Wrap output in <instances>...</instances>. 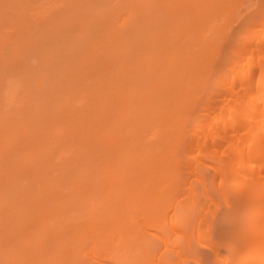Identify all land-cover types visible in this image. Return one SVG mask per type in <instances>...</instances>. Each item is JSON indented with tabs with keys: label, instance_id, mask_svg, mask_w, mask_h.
<instances>
[{
	"label": "rangeland",
	"instance_id": "374dc122",
	"mask_svg": "<svg viewBox=\"0 0 264 264\" xmlns=\"http://www.w3.org/2000/svg\"><path fill=\"white\" fill-rule=\"evenodd\" d=\"M262 3L263 0H0V264H213L211 248L199 249L197 246L196 234L200 228L217 243L218 252H227L223 240L226 242L231 229L237 227L232 225L244 224L240 218L238 223H233L244 211V205H239L245 202L242 191L237 193L238 189H231L225 173L219 179L213 168L204 167L198 173L186 175L189 169L185 162L189 154L181 155V149H176L178 138L173 130H170L171 136L168 129L162 128L169 134L162 132L166 134L165 141L168 136L170 141L165 142L166 145L163 139L159 141L167 147L163 154L155 141L161 137L162 111L167 110L164 108L172 110L175 97L182 94L183 87L187 89L185 85H181L182 88L179 85L181 90L175 92L178 88L175 85L180 80L174 83V79H179L181 76L178 75L183 71L191 72L186 73L187 78L186 75L181 77L187 79L185 82L189 83V75L195 77V81H191L195 90L191 83L189 91L185 90L190 92L192 88L193 94L190 92L188 96L186 93L187 101L182 98L185 92L180 96V103L184 101L188 105V100L192 103L195 99L194 105H189L191 110L189 106L177 103V107L183 106L178 111L180 114L184 110L181 116L183 114V121L186 120L180 119L182 123L179 121V125L183 128L185 123L183 129L189 130L193 126L191 117L194 119L198 115V107L207 100V95H211L217 78L219 80L221 75L229 73L232 47L245 38L251 26L248 30L246 27L261 11ZM166 59H176L177 65L173 62L175 68L171 67L172 63L165 66L163 61ZM170 70L174 76H168L173 80L166 75ZM155 82L157 87L159 83V88L152 87L159 89L155 91L159 95L154 93L150 98L153 93L148 92L154 90L150 85ZM169 86L177 88L170 92ZM139 96L148 97L150 99H144L150 101L144 103ZM167 96L168 99L164 100ZM142 103L143 108H138ZM141 108V112L145 108L148 112L152 110L143 113L150 117L145 118L138 110ZM185 112L190 118L184 117ZM119 116H126L127 120L121 122ZM133 119L138 125H134ZM166 125L165 128H174L172 124ZM133 127H137L136 133ZM107 131L111 134L108 135ZM107 141L112 144L113 153L108 151L111 145ZM153 142L154 151L161 155V158L157 157L158 161L163 156L159 164L155 160V165L151 159L156 154L154 158L144 155L147 150L154 151L150 148L145 151L141 147ZM159 142L157 144L161 145ZM144 159L148 162L144 163ZM218 162L216 159L212 164ZM97 164L99 166H95ZM108 164L110 168H107ZM150 164L152 169L158 168L157 172L155 169L152 172L151 166L147 168ZM160 164L163 168L159 169ZM144 165L146 169L141 167ZM164 166L167 167L165 170ZM99 167L102 169L97 170ZM174 172L183 176L173 177ZM166 178H170V184ZM201 178L203 184L199 181ZM182 179L186 180L184 184ZM120 184L125 191L119 189ZM186 184L193 187L194 194L191 192L193 196H190L195 202L189 210L191 213L186 212L188 216L185 217L182 216L184 206L181 202L187 193H183L192 189H186ZM74 187L77 195L73 193ZM105 187L121 190L119 196L129 190L130 196L122 195V199L131 200V203L122 200L112 190L117 196L113 197L114 201L121 199L125 204L119 200L120 204L110 201L113 198L108 201L105 197L100 207L107 204L106 215L98 216L99 210L98 213L93 211V217H98L93 219L89 209V217H85L88 212L85 206L98 207L96 197L106 194L108 189ZM138 193L144 194L139 197ZM232 200L241 208H236ZM114 204L122 206L117 208ZM229 204L236 205L235 216L230 215L233 211H230ZM250 204L249 209L253 206ZM180 207L181 216L179 210V214L176 211ZM75 208L82 209L83 214L86 210L85 216L79 218L82 212L77 209L81 214L75 213ZM201 210L204 219L196 224L194 217ZM250 211L244 212L247 218L251 217ZM74 214L77 218L72 219ZM170 218L175 220L173 227ZM183 226L187 227V239L185 231L180 234V230L186 229ZM180 227L179 233L176 228ZM234 231L237 233L236 229ZM172 240L178 241L179 245L173 246L177 242L173 244ZM219 240H222L220 245Z\"/></svg>",
	"mask_w": 264,
	"mask_h": 264
},
{
	"label": "bare ground",
	"instance_id": "6f19581e",
	"mask_svg": "<svg viewBox=\"0 0 264 264\" xmlns=\"http://www.w3.org/2000/svg\"><path fill=\"white\" fill-rule=\"evenodd\" d=\"M146 1V0H145ZM261 11L259 12V13H257V15L255 16V18H253L252 20H251V22L249 21V23H251V24H248L249 26H247L246 27V29L248 28V27H250V29L246 32L247 33V35L245 36V38L244 39H240V40H242V41H237L236 43H235V45L231 48L232 49V58L230 59V61H229V63H228V71H229V73H226L225 75H221V77L219 78V80H218V78H217V80L215 81V85H214V88L211 90L212 92H211V95L210 96H208L207 95V100H206V98L204 99V100H206V101H204V103L203 104H201V106L200 107H198V109L200 108V112L198 113V115L196 116V117H194V119H193V117H191L192 118V120H193V126H191V128L189 129V130H185V129H183L184 128V124L185 123H183V128L180 126L181 124L180 123H182L181 121H180V119H182V121H183V114H182V116H181V113L182 112H184V110H181V112H180V114H179V111H178V109L180 110V109H182L181 107H183V106H181L180 107V105H183L184 104V106H189V105H194L193 103L195 102V99H193V98H191V100H192V103H191V101H189L188 100V103H189V105L187 104V102H184L183 100V102H181L180 103V100H181V98H180V96L183 94V92H185V90H187V89H189V84L191 83V81H195V77L193 78L191 75H189L190 77H192L191 79H190V77L188 78L189 79V83H187V82H185V79L188 77V75H186V73H191V72H186V71H183L181 74H179L178 76H181L182 78L183 77H185L184 75H186V78H184V79H182L181 77V79L179 78V79H174L173 77H171V76H174V75H171V70H173V68L171 69V67H174L175 68V63H176V65H177V62H176V59L174 60L175 61V63H173L174 61L173 60H164L163 62H164V65L166 66V64H168L169 66H171V63H172V66L171 67H169V66H167V67H169V69H171L170 70V72L168 73V72H166L167 74V76L170 74L171 76H168L167 78H172V80L174 79V83H176L178 80H180V82H179V84L178 83H176V85L175 84H173V85H175V86H177V87H175V86H171L172 87V89L170 88V86H169V88L170 89H168V90H171L170 92H172L173 91V88H177V91H175V92H177V93H179V91H178V89L179 90H181V88L185 85L186 86V88L187 89H185L184 87H183V89L184 90H182V91H180L182 94L180 95V96H178V98H180L178 101H177V97H175L176 98V100H174V98H173V100L171 99V101L170 102H172V110H169L170 108H164V109H167L166 111H162L163 112V117H162V121H163V123L161 124V127H160V129L162 130H159V131H161L160 132V134H161V137L164 135V138L162 137H160V138H157L158 140H157V142H159V141H161L162 139L164 140V142H163V144L165 143V142H169L170 143V141L168 140V138H169V136L167 137V141H165V135L167 134V135H169L170 134V130H173V134L175 135H177V138L178 139H176V140H178L177 141V147H176V149L178 148L179 150L181 149V155H183L182 153H184V155L186 154V156H187V154H189V156H184V158H187V162H185L186 164H185V166H186V168L187 169H189V171L188 170H186L185 168H184V166H183V169H185L186 171H188L189 173H187L186 175H191L192 173L191 172H199L200 171V169H202V168H204V167H208V168H213V169H215V171L217 172H215L217 175H218V177H220L219 179H222L223 178V173H225V177H226V180H227V182H228V186H230L231 187V189H233V190H237V193H238V191H239V193L242 191V194H243V196L245 197V199H244V201L245 202H241L240 204L237 202V203H235V201L234 200H232V202L233 203H235L236 205L237 204H239V205H241V206H246V207H244L243 206V213H241V217L244 215V218L242 217H239L238 216V214L236 215V216H238L237 218H236V221L235 222H233V223H235L236 224V222L238 223V218H240V219H242L243 220V226H241L242 224H240V223H242V222H239L238 224H236V225H232L233 227L234 226H237V227H235V228H233L232 226V228L233 229H231V227H230V229H231V232L229 233L230 235V238H228V236H227V238H226V242H225V240H223V244H224V246L226 245V247H224L225 249L227 248V252H225V253H220V252H218V251H220V248H219V245L220 244H222V240L220 241L219 240V245L217 246V248H219V249H216V246L215 245H217V243H215V241L213 242L212 240H211V238L209 237H207L206 236V234H205V231H203V230H201V229H203V228H200V229H197V230H199L198 232H197V234H196V240H197V246H198V248L199 249H205V248H211V251H212V254H213V257H212V259H213V264H264V0H263V3H262V7H261V9H260ZM235 47V48H234ZM182 54V53H181ZM185 54V53H184ZM181 56V55H180ZM173 58V57H172ZM186 60H184V62H185ZM178 65H180V62L178 63ZM157 69H158V67H157ZM159 70V69H158ZM168 70V68L166 69V71ZM174 71V70H173ZM173 71H172V73H173ZM173 74H175V73H173ZM165 75V74H164ZM171 80V79H170ZM184 80V81H183ZM176 81V82H175ZM186 81H187V79H186ZM193 81V82H194ZM172 82V81H171ZM172 82V83H173ZM182 82V83H181ZM185 82V83H184ZM186 83H187V85H186ZM158 84V87H157V85H156V82H155V84H152V85H150V89H151V87L153 86V85H156V86H153V87H157V88H159V83H157ZM171 84V83H170ZM169 84V85H170ZM178 84V85H177ZM172 85V84H171ZM179 85H180V87H181V85H183L181 88L179 87ZM193 85H194V83H193ZM164 86V85H163ZM188 86V87H187ZM190 86L192 87V83L190 84ZM152 87V88H153ZM155 88H153L154 90H152V92L150 91V92H148L149 94L150 93H153V94H151V96H149L150 98H153L152 97V95L154 96V93H155V91L156 92H158V90H155ZM156 88V89H157ZM161 88H162V86H161ZM166 88H168V85L166 86ZM192 88H194V87H192ZM192 88H190L191 90H190V92L192 91L193 92V90H195V88L192 90ZM164 89V88H163ZM187 91H189V90H187ZM210 91V90H209ZM209 91H207V92H209ZM160 92V91H159ZM190 92H185L184 94H185V96H184V94L182 95V98H184L185 100H186V97H188L189 96V94L188 93H190ZM191 92V93H192ZM146 93V92H145ZM144 93V94H145ZM147 93V94H148ZM188 94V96H187V94ZM195 93V92H194ZM156 94V93H155ZM165 94V93H164ZM172 94V93H171ZM170 94V95H171ZM193 94V93H192ZM192 94H190V96L192 95ZM209 94V93H208ZM156 95H159V94H156ZM155 95V96H156ZM179 95V94H178ZM174 96V95H173ZM139 97H141V96H139ZM171 97H169V98H171ZM135 98V97H134ZM137 98V97H136ZM135 98V99H136ZM145 98V97H144ZM144 98H142L141 97V99H144ZM148 97H146L145 99H147ZM150 98H148V99H150ZM132 99V98H131ZM138 99V98H137ZM144 99V103H147V102H149V101H147V100H145ZM168 99V96H167V98H165L164 97V100H167ZM189 99H190V97H189ZM139 100V99H138ZM138 100H134L135 102H137ZM170 100V99H169ZM175 101H176V103H175ZM187 101V100H186ZM194 101V102H193ZM203 101V100H202ZM131 102H133L132 100H131ZM131 102H130V104H131ZM134 102V103H135ZM138 102H140V101H138ZM165 102H168V101H165ZM165 102H162V103H164V104H166ZM177 103H179L180 105H179V107H177L178 106V104ZM185 103H186V105H185ZM196 103H198V102H196ZM133 104V103H132ZM131 104V105H132ZM139 104H141V103H139ZM149 104V103H148ZM175 104H176V106H175ZM130 105V106H131ZM138 105V104H137ZM150 105V104H149ZM198 105V104H197ZM200 105V104H199ZM129 106V105H128ZM145 106H147V105H145L144 104V107ZM174 106V107H173ZM140 107H142L143 108V103H142V105L141 106H139L138 105V108H140ZM167 107V106H166ZM176 107V108H175ZM128 108V107H127ZM134 108V107H133ZM133 108H131V109H133ZM141 108V109H142ZM148 108V107H147ZM147 108H145V109H147ZM150 108H151V106H150ZM150 108H149V110H150ZM175 108V109H174ZM186 108V107H185ZM188 108V107H187ZM190 108H192L191 106H189V108L188 109H190ZM197 107L195 106V109H196ZM144 109V112L145 113H147L148 111H146ZM184 109V108H183ZM194 108L192 109V110H195ZM129 110H130V108H129ZM128 110V111H129ZM134 110V109H133ZM136 110V109H135ZM140 112L141 111H143V109L142 110H140V109H138ZM137 110V111H138ZM173 110H175V111H173ZM191 110V109H190ZM189 110V111H190ZM138 111V112H139ZM152 111V110H151ZM151 111H149V112H151ZM187 111V110H186ZM188 111V112H189ZM144 112H141L142 113V115H144L143 113ZM148 112V113H149ZM164 112H166V113H164ZM176 112H178V113H176ZM197 112H198V110H197ZM131 113H132V111H131ZM134 113V112H133ZM147 113V114H148ZM191 113H193V112H191ZM152 114V113H151ZM133 115V114H132ZM128 116V115H127ZM131 116V115H130ZM136 116V115H135ZM145 116V115H144ZM190 116V115H189ZM195 116V115H194ZM125 118H127L126 116H124ZM146 117H150L149 115L148 116H145V118ZM185 118H187L188 116H186V112H185V116H184ZM125 118H121V116H119V119H118V117L116 118V119H118L119 121H123ZM128 118H129V116H128ZM188 118H190V117H188ZM130 119H131V117H130ZM135 119H136V117H135ZM171 119V122L169 121ZM117 120V121H118ZM125 120H127V119H125ZM137 120V119H136ZM135 120V121H136ZM189 120V119H188ZM187 120V121H188ZM121 121V122H122ZM132 121V120H131ZM140 120H137V122H139ZM151 120L149 119V122H150ZM166 121H168V123H167V125L165 124L166 123ZM179 121H180V123H179ZM184 121H186L185 119H184ZM183 121V122H184ZM190 121V120H189ZM141 122V121H140ZM144 122V121H143ZM149 122H146V123H149ZM191 122V121H190ZM123 123H125V121L123 122ZM128 123H129V121H127V123H126V125H128ZM133 123H134V119H133ZM136 123V122H135ZM134 123V125H138L137 123L135 124ZM164 124V125H163ZM168 124H172L173 126H174V128L172 129H170V128H165V125H166V127L168 126ZM180 124V125H179ZM190 124V123H189ZM189 124L187 125V126H189ZM132 125V124H131ZM139 125H141V124H139ZM143 125H145V124H143ZM191 125V124H190ZM133 126V125H132ZM132 126H131V128H132ZM121 127V126H120ZM135 127V126H134ZM133 127V128H134ZM141 127V126H140ZM143 127V126H142ZM131 128H130V130H131ZM137 128V127H136ZM136 128H134L135 130H134V132L136 133ZM168 129L167 130V132L169 133H167V132H164L163 131V129ZM189 128V127H188ZM113 129V128H112ZM140 129V128H139ZM130 130H128V132L129 133H131L130 132ZM120 131V130H119ZM131 131H133V129L131 130ZM158 131V132H159ZM166 131V130H165ZM108 132V131H107ZM139 133H140V130L138 131ZM137 132V133H138ZM157 132V137L158 136H160V134ZM162 132L163 133H166V134H162ZM109 133V132H108ZM122 133V132H121ZM124 133L125 134H127V131L125 130L124 131ZM188 133H189V135H188ZM111 134V132L108 134V135H110ZM123 134V133H122ZM159 134V135H158ZM173 134H170L171 136L173 135ZM128 135V134H127ZM134 135V134H133ZM132 135V136H133ZM137 136L139 135V134H136ZM141 135V134H140ZM175 135V136H176ZM107 136V135H106ZM116 136V135H115ZM124 136V135H123ZM129 136V135H128ZM136 136V137H137ZM170 136V137H171ZM121 137V136H120ZM136 137H133V138H136ZM139 137V136H138ZM122 138V137H121ZM120 138V139H121ZM132 138V137H131ZM172 138H174V137H172ZM172 138H170V140H173ZM102 139H103V137H102ZM114 139V138H113ZM118 139H119V137H118ZM117 139V140H118ZM123 139V138H122ZM126 139H128V138H126ZM139 141L140 139H135V141ZM75 141V140H74ZM112 141V140H111ZM129 141V140H128ZM127 141V142H128ZM132 141V140H131ZM174 141V140H173ZM102 142V141H101ZM105 142V141H104ZM103 142V143H104ZM109 141H107V143H108ZM122 142H123V140H122ZM125 142V141H124ZM157 142L155 141V143H156V145H157V149H159V150H161V152H160V154H163L164 152H163V150L165 151L166 149H167V147L166 146H163V144L161 143V142H159V144L161 143V145H158L157 144ZM176 142V141H175ZM106 143V142H105ZM110 143V142H109ZM119 143V142H118ZM135 143V142H134ZM154 142H153V144L151 143V144H146V146L148 145V146H150V147H146L144 144L143 145H141V147L143 148H145L144 150L146 151L148 148H150V151H154V149L153 148H155V144ZM174 143V142H173ZM78 144V143H77ZM141 144V143H140ZM110 145H111V147L109 146L108 147V151H111L112 150V144L110 143ZM135 145H137V144H135ZM151 145H154L153 147L151 146ZM165 145H166V143H165ZM169 144H167V146H168ZM115 146H116V144H115ZM159 146H163L162 148L163 149H160L159 148ZM171 146V145H170ZM105 147H107V144H106V146ZM137 147V146H136ZM164 147H166V148H164ZM174 147V148H175ZM134 148H135V146H134ZM173 148V147H172ZM173 148V149H174ZM117 149H119V148H117ZM116 149V150H117ZM124 149V148H123ZM126 149V148H125ZM139 150L141 149L140 147L138 148ZM174 150L175 152L178 150ZM128 150V149H127ZM144 150L142 151V152H144ZM178 150V151H179ZM113 151H114V148H113V150H112V153H113ZM124 151V150H123ZM138 151V150H137ZM141 151V150H140ZM139 151V152H140ZM148 152H149V150H147ZM147 151L146 152H144V155H146V156H149V155H152V157L154 158V155H155V158L154 159H151V161L153 160L154 161V165L157 163V161H158V159H157V157H159V158H161V155L160 156H158L159 154H158V152L156 151H154V152H152V153H154V154H152L151 152H149V153H147ZM168 151V150H167ZM178 151H177V153H178ZM116 153H117V151H115ZM131 152V151H130ZM169 153H171L170 151H168ZM190 152V153H189ZM96 153H98V152H96ZM121 153H119V155H120ZM123 154V153H122ZM172 154L174 155V152H172ZM171 154V155H172ZM99 155V154H98ZM116 155V154H115ZM127 155H128V152H127ZM127 155H126V159H127ZM133 155V154H132ZM177 155V154H176ZM175 155V156H176ZM168 156V155H167ZM167 156H165V157H167ZM178 156V155H177ZM97 157V156H96ZM98 157H100V156H98ZM102 158H103V156H101ZM121 156H119V158H120ZM123 157H125V155L123 156ZM131 157V156H130ZM133 157V156H132ZM164 157V158H165ZM110 158V157H109ZM117 158V157H116ZM147 158V157H146ZM145 158V159H146ZM174 158V157H173ZM177 158H179V157H177ZM98 159V158H97ZM131 159V158H130ZM136 159V158H135ZM142 160L144 163L145 162H148V161H146V160ZM157 159V161H155ZM180 159V158H179ZM179 159L178 160H176L177 161V163H178V161H179ZM219 160V162L218 163H215L216 165H214V164H212V161L213 160ZM123 160H124V158H123ZM139 160H141L140 158H139ZM149 160V159H148ZM160 160H163V156H162V159H159V161H158V164L160 163ZM169 160H172V159H169ZM188 160H189V162H188ZM114 161V160H113ZM124 161H126V160H124ZM128 161H129V157H128ZM134 161V160H133ZM168 161V160H167ZM173 161V160H172ZM104 162V161H103ZM107 162V161H106ZM109 162V161H108ZM117 162V161H116ZM131 162V161H130ZM141 162V161H140ZM139 162V163H140ZM169 162H171V161H169ZM169 162L167 163V165L169 164ZM216 162V161H215ZM68 163V162H67ZM66 163V164H67ZM99 163H102V162H99ZM112 163V162H111ZM105 164V163H104ZM115 164H117V163H115ZM149 164V163H148ZM152 165H153V163H151ZM151 164L150 165H148L147 166V168H149V166H151ZM157 164V165H158ZM161 164H163V163H161ZM160 164V165H161ZM165 164H166V162H165ZM165 164H163V165H165ZM141 165V164H140ZM143 165V164H142ZM147 165V164H146ZM153 165V166H154ZM163 165H161V166H157V167H159V169H160V167H162L163 168ZM170 165V164H169ZM168 165V166H169ZM177 165H179V164H177ZM181 162H180V167H181ZM95 166H99V164H97V165H95ZM101 166V165H100ZM130 166V165H129ZM175 166H176V164H175ZM110 168V164H108V166H107V168ZM120 167L123 169V167L120 165ZM128 167V166H127ZM141 167H144L145 168V165L144 166H141ZM170 167H171V165H170ZM173 167H174V164H173ZM177 167H179V166H177ZM179 167V168H180ZM103 168H105V166L103 167ZM116 168V167H115ZM118 168H119V166H118ZM120 168V169H121ZM126 168V167H125ZM124 168V169H125ZM151 168V171L152 170H156V169H158V168H153L152 169V166L150 167ZM167 168V167H166ZM165 168V166H164V170L166 169ZM100 169V167L97 169V170H99ZM102 169V168H101ZM100 169V170H101ZM111 169H112V167H111ZM146 169V168H145ZM169 169V168H168ZM167 169V170H168ZM174 169V168H173ZM182 169V168H181ZM104 170V169H103ZM108 170H110V169H108ZM115 170V169H114ZM149 170V169H148ZM185 170H180V171H185ZM105 172H107L106 171V169L104 170ZM103 171V173H105ZM116 171V170H115ZM114 171V173L116 174V172ZM176 171V170H175ZM126 172V171H125ZM153 172V171H152ZM156 172H157V170H156ZM172 172H173V170H172ZM179 172V171H178ZM122 173H123V171H122ZM121 173V174H122ZM149 173V172H148ZM171 173V172H170ZM185 173V172H184ZM118 174H119V172H118ZM124 174V173H123ZM150 174V173H149ZM156 174V173H155ZM164 174V173H163ZM181 173H178L177 175H180ZM196 174V173H195ZM194 174V175H195ZM112 175H113V172H112ZM153 175V174H152ZM151 175V176H152ZM165 176H166V174H164ZM175 175H176V173L174 172V176L173 177H175ZM176 175V176H177ZM182 175V174H181ZM180 175V176H181ZM122 176V175H121ZM120 176V181L122 180V177ZM156 176V175H155ZM155 176H153V177H155ZM162 176V175H161ZM183 176V175H182ZM195 176H197L198 178L200 177L199 175H195ZM118 177H119V175H118ZM158 178H160V176H157ZM215 177H216V175H215ZM222 177V178H221ZM103 178V177H102ZM113 178V177H112ZM150 179H151V177H149ZM156 178V177H155ZM163 178V177H162ZM181 178V177H180ZM116 179V176H115V178H114V180ZM145 179V178H144ZM147 179V178H146ZM149 179V180H150ZM167 179V178H166ZM171 179H172V174H171ZM176 179V178H175ZM178 179V178H177ZM203 178H201V180H202ZM113 180V181H114ZM159 180V179H158ZM160 180H162V179H160ZM169 180H170V178H169ZM168 179L166 180L167 181V184H170V183H168V182H171V181H169ZM174 180V179H173ZM183 180V179H182ZM200 179H199V181L200 182H202V184H203V180L201 181ZM112 181V182H113ZM117 181V180H116ZM119 181V182H120ZM143 181V180H142ZM154 181V180H153ZM107 182V181H106ZM111 182V183H112ZM119 182H114V183H119ZM122 182V181H121ZM120 182V183H121ZM146 182V180L144 181V183ZM149 182V181H148ZM160 182V181H159ZM177 182H179V181H177ZM180 182H181V179H180ZM179 182V183H180ZM183 184H184V182H186V180L184 179L183 181ZM101 183V182H100ZM123 183V182H122ZM143 183V182H142ZM155 183H157V182H155ZM162 183V182H161ZM106 184V183H105ZM173 184V186L172 187H174V183H172ZM188 184V183H187ZM187 184L186 185H184L185 187L187 186ZM122 184H120V187H119V189H121V186ZM151 185H153L152 184V182H151ZM160 185V184H159ZM112 186H113V184H112ZM111 185H110V187H112ZM116 187H117V185H115ZM164 186V185H163ZM168 186H171V185H168ZM191 187V186H187V188L186 189H189V188ZM77 188V187H76ZM105 188H107V187H105ZM144 188H146V187H144ZM160 188V187H159ZM164 188V187H163ZM166 189H167V187H165ZM164 188V189H165ZM171 188V187H170ZM192 189H191V191L190 190H187L188 192H184L183 194H185V193H187V196L185 195L184 196V198H182V200L184 199V201H182L181 202V204L184 206L183 208H182V211H181V207L178 209L177 208V213H178V210H179V212L181 211L183 214H182V216H188V215H186V212H187V214H189V213H191V212H189V210L192 208V206L194 205V199L191 197V196H193V187H191ZM108 189V191L110 190V188H107ZM115 189V188H114ZM117 189V188H116ZM119 189H117V190H119ZM123 189H124V187H123ZM123 189H121L122 191H125V189L123 190ZM162 189V188H161ZM74 190L75 191H73V193H75L76 194V189H75V187H74ZM98 190V189H97ZM104 190V189H103ZM106 190V189H105ZM113 190V189H112ZM112 190H110L109 192L107 191H105L106 192V194H103L102 195V199L100 198V196H97L96 197V199L97 200H99L98 201V203L99 204H97V205H99L98 207H99V209H98V207H94L93 206V210L90 208V207H87V205L85 206L86 207V209H88V212H87V216H85V213H86V210H84L85 212H84V214H83V211H82V209H78V212L80 211V212H82V214L81 213H78L76 210V208H75V213H78V214H81V217L78 215V217L79 218H82V217H89L88 215V213L90 212V210H91V212H90V216H92L93 217V214H91L93 211H94V213L96 212V213H98V211L97 210H99V213H98V216H104V215H106L105 214V205H107L106 203H105V205L103 204L101 207H100V205L102 204V203H104L103 202V200L105 201L106 200V198H107V200L109 201L111 198H113L115 195L114 194H116V192H117V196H119V191H121V190H119V191H114V194L112 193ZM142 190V189H141ZM145 190V189H144ZM158 190V189H157ZM160 190V189H159ZM224 190V189H223ZM161 191V190H160ZM163 191V190H162ZM167 191V190H166ZM169 191V190H168ZM167 191V192H168ZM78 192V191H77ZM97 192V191H96ZM105 192H103V193H105ZM112 194H111V193ZM128 193L130 192L129 190L127 191ZM126 192V194H127V196H130V194H128ZM134 192V191H133ZM138 192V191H137ZM142 191H139V193H141ZM145 192V191H144ZM152 192V191H151ZM154 192H156V191H154ZM153 192V193H154ZM164 192V191H163ZM191 192L193 193V194H191ZM230 192V191H229ZM234 192V191H233ZM252 192H254L253 194H251ZM95 193V192H94ZM108 193V194H107ZM138 193V196L140 195ZM146 195H147V193H149L148 192V189H146ZM159 193V192H158ZM190 193V194H189ZM223 193V192H222ZM232 193V192H231ZM75 194H73V195H75ZM100 194H102V193H100ZM110 194V195H109ZM126 194H125V192H122V195H125L126 196ZM135 194V196H137V194L136 193H133V195ZM144 193H142L141 195H143ZM183 194H182V196H183ZM221 194V193H220ZM225 194V193H224ZM232 194H234V193H232ZM251 194V195H250ZM77 195V194H76ZM105 195H107V196H105ZM112 195V196H111ZM122 195H120L119 197H121V199H122ZM140 195V196H141ZM152 195V194H151ZM156 195V194H155ZM189 195V196H188ZM191 195V196H190ZM222 196H223V194H221ZM78 196H80V195H78ZM111 196V197H110ZM117 196H115V197H117ZM139 196V197H140ZM147 196H149V195H147ZM153 196V195H152ZM226 196V195H225ZM225 196H223V197H225ZM237 196V195H236ZM106 197V198H105ZM118 197V198H119ZM124 197V196H123ZM133 197V196H132ZM131 197V198H132ZM155 197V196H154ZM186 197L188 198V201H187V199H186ZM109 198V199H108ZM138 198V197H137ZM136 198V199H137ZM150 198H152V197H150ZM159 198V197H158ZM227 198V197H226ZM238 198V197H237ZM94 200V202L96 203V201L97 200ZM121 199H115V201H114V198H113V200H110V201H113L114 203H116V201H117V203H119V201H121ZM124 199V198H123ZM122 199V200H123ZM127 199H129L128 197H127ZM134 197H133V201H134ZM145 199V198H144ZM240 199H242V198H240ZM256 199L258 200V202L256 203ZM119 200V201H118ZM125 201H126V198L124 199ZM243 200V199H242ZM100 201H102V202H100ZM124 201V202H125ZM129 201H131V200H128V204L129 203H131V202H129ZM132 201V202H133ZM140 201V200H139ZM139 201H138V203H139ZM228 201V200H227ZM255 201V202H254ZM123 201H121L120 203H122ZM123 202V203H124ZM135 202H137V201H135ZM185 202V203H184ZM240 202V201H239ZM101 203V204H100ZM112 203V202H111ZM119 203V204H120ZM122 203V205H124ZM134 203V202H133ZM157 203V202H156ZM162 203V202H161ZM233 203H231L232 205H233ZM250 203H252L253 204V206H252V204H250ZM256 203V204H255ZM80 204H82V203H80ZM128 204H126V205H128ZM158 204V203H157ZM164 204V203H163ZM163 204H161V207L160 208H162V206H163ZM180 204V205H181ZM231 204H229V206L231 205ZM250 204V207L252 206V208H248V205ZM122 205H120V206H122ZM134 206H135V204H133ZM196 205V204H195ZM230 206V211L232 212L230 215H234L235 216V214L236 213H234V212H237V210H236V208H241L239 205H237V207H236V205H235V207L234 206ZM84 206V205H83ZM90 206V205H89ZM114 206H119V205H116V204H114ZM120 206H119V208H120ZM143 206V205H142ZM111 207H113V205H111ZM115 207V210L118 208H116ZM124 207H127V206H123V208ZM130 207V206H129ZM141 207V206H140ZM139 207V208H140ZM144 207V206H143ZM142 207V208H143ZM145 207H147V209H148V206H146L145 205ZM156 207V206H155ZM159 207V206H158ZM231 207H233V208H235V209H233V208H231ZM82 208H84V207H82ZM95 208H97L96 210H95ZM149 208H150V206H149ZM152 208V207H151ZM238 208V209H239ZM90 209V210H89ZM101 209V210H100ZM126 209V208H125ZM125 209H122V211L123 210H125ZM132 209V208H131ZM141 209V208H140ZM146 209V210H147ZM157 209V208H156ZM118 210H121V209H118ZM142 210H144V209H142ZM146 210H145V212H146ZM155 210V209H154ZM158 210H161V209H158ZM241 210V209H240ZM240 210H238V213L239 212H241ZM247 210H251L250 211V215H251V217H249V218H247L248 216H247V214L246 213H244L245 211H247ZM108 211V210H107ZM114 211V210H113ZM153 211V210H152ZM162 211V210H161ZM104 214H103V213ZM117 212V211H116ZM121 212V211H120ZM125 212V211H124ZM124 212H122V213H124ZM128 212V211H127ZM181 212H180V216H181ZM156 213V212H155ZM158 213V212H157ZM177 213L175 212V214L177 215ZM154 214V213H153ZM152 214V215H153ZM159 214H161V212L159 213ZM173 214V213H172ZM240 214V213H239ZM245 214H246V216H245ZM75 215V214H74ZM72 215V219H74L75 217L77 218V215ZM82 215H84V216H82ZM128 215V214H127ZM150 215V214H149ZM178 216V215H177ZM180 216L178 217V218H180ZM69 218H70V216H68ZM67 217V218H68ZM157 217V216H156ZM155 217V218H156ZM172 217V216H171ZM184 217V218H185ZM91 218V217H90ZM96 218H98L97 216L96 217H93V219H96ZM154 218V219H155ZM175 218H176V216H175ZM195 219H194V222L196 223V224H198V222L200 223L201 222V220H203L204 219V214H203V210H201V211H199L196 215H195V217H194ZM247 220H246V219ZM173 219V218H172ZM246 221H245V220ZM91 220H92V218H91ZM156 220H158L157 218H156ZM182 220V219H181ZM159 221V223H160V220H158ZM170 221H172V222H170ZM170 221H169V223H170V225L172 226L173 224H174V222H175V220H171V218H170ZM245 221V222H244ZM157 223V222H156ZM177 223H175V225H176ZM157 225V224H156ZM174 225V226H175ZM173 227V226H172ZM199 226H197V228H198ZM208 227V226H207ZM241 227V228H240ZM175 228V227H174ZM182 228H186V229H182ZM180 227V228H178V230H177V228H176V231L177 232H179V230L180 229H182V230H180V234H183V231H185L184 232V235H186V239H187V234H185L186 233V231H187V227L186 226H183V227ZM238 228V229H237ZM206 229H208V228H206ZM237 230V233H236V231H234V230ZM201 230V231H200ZM205 230V229H204ZM230 231V230H229ZM227 232V231H226ZM225 232V233H226ZM236 233V234H235ZM232 235H234L235 237H232L231 238V236ZM227 239H229V240H227ZM215 240V239H214ZM175 240H172V243L174 242ZM177 242V244H174L173 246H175V245H179L178 244V241H175V243ZM216 242H218V241H216ZM189 244H190V242H189V240H187V245H188V247H189ZM218 250V251H217ZM112 261V260H111ZM197 263H199V262H197ZM200 264V263H199Z\"/></svg>",
	"mask_w": 264,
	"mask_h": 264
}]
</instances>
